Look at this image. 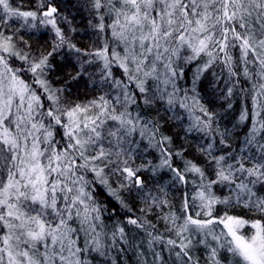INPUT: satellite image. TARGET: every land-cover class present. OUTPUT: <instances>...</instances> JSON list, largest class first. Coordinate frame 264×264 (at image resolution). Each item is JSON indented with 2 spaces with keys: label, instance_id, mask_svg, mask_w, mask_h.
Returning <instances> with one entry per match:
<instances>
[{
  "label": "snow or ice",
  "instance_id": "snow-or-ice-1",
  "mask_svg": "<svg viewBox=\"0 0 264 264\" xmlns=\"http://www.w3.org/2000/svg\"><path fill=\"white\" fill-rule=\"evenodd\" d=\"M34 4L0 0V264H120L129 252L135 264H201L199 246L204 264H264V0H81L78 11L97 21L91 28L110 32L99 47L72 42L61 25L76 29L57 0ZM37 33L51 34L47 47L25 39ZM57 57L76 69L70 81L100 95L80 100L55 87ZM205 73L225 85L226 109L241 97L239 123L250 128L238 151L220 113L201 103ZM161 107L176 121L177 107L187 112L185 135L208 141L198 157L186 158L147 118ZM217 144L227 151L217 154ZM163 169L183 188L179 214L162 211L166 186L149 187L146 174ZM157 209L175 238L149 219ZM117 215L124 219L110 227Z\"/></svg>",
  "mask_w": 264,
  "mask_h": 264
},
{
  "label": "trees",
  "instance_id": "trees-1",
  "mask_svg": "<svg viewBox=\"0 0 264 264\" xmlns=\"http://www.w3.org/2000/svg\"><path fill=\"white\" fill-rule=\"evenodd\" d=\"M14 3L19 6L21 10H34L35 8L34 0H14ZM57 3L60 4L61 11H63L64 14L68 16L69 20L72 21V27L75 28L76 31L69 33L67 25L62 24L61 26L71 37L72 42L76 43L78 47H99L103 43L104 39H108L110 37V32L107 29L105 30V36L102 38L91 28L88 20L92 19L93 24H95L97 21L96 19L92 18L87 11H78V9L80 8L81 0H57ZM108 22L109 21L106 18L105 23L107 24ZM21 34H23V32ZM38 35V33L37 35H32L30 39L29 36L26 35L25 39H28L29 43H31L34 47L41 45L47 47V41L51 39V34H49V36L46 37L43 41H39L37 39ZM117 51H120V49L118 48ZM53 63H56L58 66L54 72L49 74V78L55 87H70L73 91L74 97L80 100L91 99L94 96L100 95V92L94 86H85L84 79L78 82L70 81V77L75 75L76 73V69L72 67L71 64L67 63L66 61H62L59 57H57L53 61ZM113 71L116 73V75H119V70H117L115 67ZM209 72H211V70H209ZM190 76L191 71H187L185 78L180 81V84L186 88L191 87V84L189 82ZM214 80L215 77L209 75V73H205L204 77L201 79L200 86L198 87V91L200 92L202 97L201 103H203L206 107L220 113L219 128L221 131H223L224 129L228 130L227 143L232 146L233 150L238 151L244 136L247 134L250 128V122L246 121L244 123H239V115L243 107L240 96L234 95L233 107L231 109H226L225 102L219 99V97L222 95L219 89L224 88L225 85L222 82L213 85L212 81ZM239 87L248 88L250 87V84L242 82L240 85H238V88ZM246 103L250 108L251 100L247 99ZM176 111L184 117L182 120L176 121L170 119L169 114L163 110V107H161L159 114L155 113L154 111L148 112L147 118H155L160 121L161 125L163 126L161 131H163L165 135H170L173 139L172 146L177 149L183 146L187 149V152L185 154L186 158L192 159L193 156L198 157L200 155V153L197 151L198 146H200L201 144H206L208 141L206 139L202 140V134L198 133H191L186 136L185 128L190 123L188 114L184 109H181L179 107H177ZM195 114L199 115V112H196ZM216 148L217 154L227 151V149H224L219 144H217ZM156 155H158V153L152 151L151 154H149L148 158L153 160L154 163H158V161L156 160ZM173 163L176 167L182 166V161L175 157L173 158ZM146 175L149 178V187L152 188L154 192L157 188V181H159L160 186H166V198L170 203L168 206L163 208V213H167L169 209H171L173 212L179 214L183 188L180 185H176L175 187H173L171 173L168 172L167 169H163L155 176H152V174L150 173H147ZM189 178L191 177L189 176ZM189 189H191V184H189ZM95 194L97 195V199L104 201L105 203L108 202V198L101 189L98 188ZM217 194L220 193L218 192ZM107 206L109 208H112L115 205L107 203ZM140 206L141 205L139 203L133 205V210L137 215L140 214ZM220 208L221 206L217 205V210H219ZM160 211V209H157L156 212L150 214L149 219H151L152 222L157 225V228L161 231V233H164V222L161 219H157V213ZM230 214L242 215L245 216V218H248V214H246V211L244 209H233ZM107 215L108 214H106V216ZM123 219L124 217L122 215H117L114 219H106V223L111 227L117 220L122 221ZM126 231H128L127 228ZM164 234L173 235V238H175L174 234ZM132 236L137 237V243L140 239H143V234L136 231L132 233ZM131 238L132 237L130 236V239ZM194 256L200 259L201 264H204L205 254L202 246L194 249ZM92 264H98V261L93 260ZM120 264H135V256L132 255L131 252L125 254V258L121 260Z\"/></svg>",
  "mask_w": 264,
  "mask_h": 264
}]
</instances>
